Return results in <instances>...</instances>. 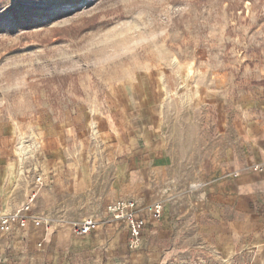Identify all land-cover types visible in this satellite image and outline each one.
Wrapping results in <instances>:
<instances>
[{"label": "rangeland", "instance_id": "1", "mask_svg": "<svg viewBox=\"0 0 264 264\" xmlns=\"http://www.w3.org/2000/svg\"><path fill=\"white\" fill-rule=\"evenodd\" d=\"M260 79L264 0H0V136L15 148L21 176L54 165L41 144L59 124L78 120L65 140L87 144L84 162L116 160L109 126L121 146L182 144L188 111L212 129L213 97L225 96L232 115L233 101ZM142 244L128 240L116 256L98 257L92 242L75 250L41 239L33 264H264L262 248L214 238L145 263Z\"/></svg>", "mask_w": 264, "mask_h": 264}, {"label": "crops", "instance_id": "2", "mask_svg": "<svg viewBox=\"0 0 264 264\" xmlns=\"http://www.w3.org/2000/svg\"><path fill=\"white\" fill-rule=\"evenodd\" d=\"M148 98L141 96L138 103ZM213 98L219 107L215 127L204 125L206 116L200 121L188 111L182 144L150 141L121 146L117 131L109 126L116 142L115 152H110L116 160L93 157L90 164L84 162L87 144L65 140L78 120L69 127L59 124L43 135V154L53 156L54 165L40 176L34 169L21 176L22 164L12 159L15 148L7 136H0L2 204L13 213L33 193L37 218L25 230L0 234V264H33L34 247L41 239L75 250L92 242L94 255L116 256V250L126 246L129 231L106 217L105 209L121 198L141 205L166 201L163 219L150 222L145 233L143 254L137 257L144 255L145 263H162L166 252L172 254L187 241L213 238L262 248L257 260H264V83L249 86L237 97L232 115L224 105L225 96ZM210 99L206 96L204 101ZM165 151H170L166 159ZM89 215L101 219L92 234L85 240L71 238L72 227Z\"/></svg>", "mask_w": 264, "mask_h": 264}, {"label": "built area", "instance_id": "3", "mask_svg": "<svg viewBox=\"0 0 264 264\" xmlns=\"http://www.w3.org/2000/svg\"><path fill=\"white\" fill-rule=\"evenodd\" d=\"M255 169L260 168L256 166ZM35 197L36 195L32 194L20 209L13 213H7L0 196V234H8L14 232L15 229L25 230L32 221L37 219L33 215L32 210V203ZM164 213V201L141 205L133 199L126 198L109 203L105 209L106 217L127 226L129 246L132 249H137L141 246L150 222H160ZM98 224L99 221L95 217H89L74 225L73 234L78 237L88 236L92 234Z\"/></svg>", "mask_w": 264, "mask_h": 264}, {"label": "bare ground", "instance_id": "4", "mask_svg": "<svg viewBox=\"0 0 264 264\" xmlns=\"http://www.w3.org/2000/svg\"><path fill=\"white\" fill-rule=\"evenodd\" d=\"M175 63H176V61H175ZM6 211V210H5Z\"/></svg>", "mask_w": 264, "mask_h": 264}]
</instances>
